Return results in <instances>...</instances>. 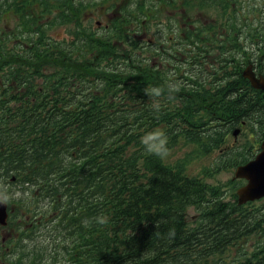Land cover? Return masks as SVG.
Here are the masks:
<instances>
[{
    "label": "trees",
    "instance_id": "obj_1",
    "mask_svg": "<svg viewBox=\"0 0 264 264\" xmlns=\"http://www.w3.org/2000/svg\"><path fill=\"white\" fill-rule=\"evenodd\" d=\"M67 1L0 0V195L10 210L0 264H264L261 205L222 200L186 157L142 143L162 129L167 149L207 154L217 133L226 146L240 123L258 116L264 126L263 91L211 45L225 24L238 29L235 11L168 45L165 30L180 39L176 15L186 16L168 10L221 0H133L101 32L81 22L90 4ZM69 23V37L49 33ZM211 56L224 67L210 75Z\"/></svg>",
    "mask_w": 264,
    "mask_h": 264
},
{
    "label": "rangeland",
    "instance_id": "obj_2",
    "mask_svg": "<svg viewBox=\"0 0 264 264\" xmlns=\"http://www.w3.org/2000/svg\"><path fill=\"white\" fill-rule=\"evenodd\" d=\"M78 1L90 4V9L84 10L81 22L87 27V29L97 32H101L100 29L107 24L110 18L119 15L122 7L128 5L135 6L136 4L132 3L133 0H77V2ZM202 1L207 2V0ZM232 2H235L233 6H231ZM68 3L69 0L67 1V4ZM227 3L229 5H227ZM110 5L112 7H110ZM156 7L157 6L151 7V11L158 12ZM133 9H136V7ZM223 9L230 10L231 13L232 10L235 11V20L238 29L234 30V26L231 28V26L225 24V29L221 32L222 34L214 35L216 39L213 38L211 45L219 44L227 49L225 53H217L220 57L230 56L231 59L235 58L241 64L240 66L245 65V67L247 66V69L249 67L250 69L254 68L256 73H260L264 76V0H221L210 6L203 4L189 10L187 8L170 9L165 15L173 16L176 15L173 13L179 12L181 15L186 16H183L182 18L176 15L175 30L178 32L176 36H179L180 34V39L175 37L172 40L171 35L168 34V29H166L165 44L169 45L170 43H178L181 39L182 43H188V39L195 33V31H193L195 28H200L201 31L203 30L205 33L204 27L212 28L214 26L213 21L215 17L222 14ZM97 21L100 22L98 25ZM218 22L219 24L221 23L219 19ZM13 23L14 21H11L10 26H12ZM73 24L74 23L57 24V27H54L52 30L50 28L49 33L55 34V36L58 37H69L71 36L69 29L74 26ZM98 27H101L99 29L100 31H98ZM151 31H153V27H151ZM204 36L208 37L209 35L204 34ZM144 39H148L146 35ZM206 40V44H208L209 38ZM157 46H159V44H157ZM211 59L212 56L209 57V61H207L208 69H205L209 70L210 75L212 74V69L216 67H224V65L220 66L219 61H217L218 64L215 65V62ZM183 65L184 70L182 72L185 74L184 71L187 69V66L186 64ZM210 77L209 79H211ZM228 78L232 79V74L229 75ZM226 79L227 78L223 79V81ZM221 83L222 82H218L217 84ZM257 118L259 117L257 116ZM257 118H253L250 121L248 120L245 124L240 123V125H237L235 128H240V132L236 136H233L232 133L229 132L225 136L224 144L226 146L220 144L219 139H222V137L217 133L214 135V145H211L215 147L213 149L214 151L212 150L213 152L207 154L199 153L196 150H193L192 144L180 142L178 145H174L170 150L168 149V160L174 161L178 158L186 157L187 162L185 163V166L190 175L201 177L207 184L214 185L219 189L218 192L222 200L233 202V194L243 181L240 179H233V172L236 166L234 167L231 165H235L236 162L245 156L244 153L240 152V155L237 151H245V148L250 147L252 143H258V141H261L263 136L262 133L264 134V126L257 121ZM219 130L222 131L221 126H219ZM229 147L230 149L232 147L235 149V156L230 157L228 153H223V151ZM219 154L223 155L218 157ZM252 204L256 207L261 205L264 209V199L254 201ZM194 214V210L190 209L189 216H193ZM6 232L9 233L6 228L0 230L2 235Z\"/></svg>",
    "mask_w": 264,
    "mask_h": 264
},
{
    "label": "water",
    "instance_id": "obj_3",
    "mask_svg": "<svg viewBox=\"0 0 264 264\" xmlns=\"http://www.w3.org/2000/svg\"><path fill=\"white\" fill-rule=\"evenodd\" d=\"M244 76L250 79L253 87L264 91V78L256 79L249 70L244 71ZM237 133L238 130L236 129L233 135L236 136ZM233 177L247 180L236 190L238 204L264 197V137L259 152L245 164L238 165ZM6 218L7 204L0 201V224H6Z\"/></svg>",
    "mask_w": 264,
    "mask_h": 264
},
{
    "label": "clouds",
    "instance_id": "obj_4",
    "mask_svg": "<svg viewBox=\"0 0 264 264\" xmlns=\"http://www.w3.org/2000/svg\"><path fill=\"white\" fill-rule=\"evenodd\" d=\"M159 95V93H157ZM142 143L145 145V148L148 152L157 155L164 156L167 154V135L162 129H156L152 132L147 133L142 137ZM0 201H5V198L0 195ZM107 217L100 218L99 223H106Z\"/></svg>",
    "mask_w": 264,
    "mask_h": 264
},
{
    "label": "flooded vegetation",
    "instance_id": "obj_5",
    "mask_svg": "<svg viewBox=\"0 0 264 264\" xmlns=\"http://www.w3.org/2000/svg\"><path fill=\"white\" fill-rule=\"evenodd\" d=\"M254 71H255V70H254ZM255 74L259 75L260 73H256V72H255Z\"/></svg>",
    "mask_w": 264,
    "mask_h": 264
}]
</instances>
